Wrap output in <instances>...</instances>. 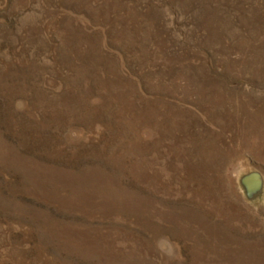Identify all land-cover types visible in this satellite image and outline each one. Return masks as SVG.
<instances>
[{
  "label": "rangeland",
  "instance_id": "374dc122",
  "mask_svg": "<svg viewBox=\"0 0 264 264\" xmlns=\"http://www.w3.org/2000/svg\"><path fill=\"white\" fill-rule=\"evenodd\" d=\"M0 264H264V0H0Z\"/></svg>",
  "mask_w": 264,
  "mask_h": 264
},
{
  "label": "bare ground",
  "instance_id": "6f19581e",
  "mask_svg": "<svg viewBox=\"0 0 264 264\" xmlns=\"http://www.w3.org/2000/svg\"><path fill=\"white\" fill-rule=\"evenodd\" d=\"M140 148L136 147L133 152L135 154H138V153H144L145 152V149H144V146H139ZM138 152V153H137ZM143 157V159H141L138 163H137V166H139V171H141L145 176L146 175H149L151 176V173H155V174H158L156 172H154L155 168H156V164L154 163L155 161H153L151 158H145ZM153 176V175H152ZM189 175H187L188 177ZM95 194V193H94ZM97 196V194H95V197ZM82 199H85V198H82ZM96 199V198H95ZM108 203V200H106L104 197H103V194H100L98 193V199L96 200V202L94 203V205H98L100 203ZM132 202V205L133 206H137V203H136V200L135 198H133L131 200Z\"/></svg>",
  "mask_w": 264,
  "mask_h": 264
}]
</instances>
